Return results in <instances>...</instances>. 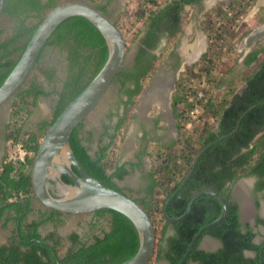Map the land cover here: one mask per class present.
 I'll list each match as a JSON object with an SVG mask.
<instances>
[{"label": "trees", "instance_id": "trees-1", "mask_svg": "<svg viewBox=\"0 0 264 264\" xmlns=\"http://www.w3.org/2000/svg\"><path fill=\"white\" fill-rule=\"evenodd\" d=\"M85 1L95 3L98 0ZM109 2L110 0L99 2L95 8L108 17ZM200 2L201 0H140L135 5L133 17H142L144 21L134 36L133 42L137 41L138 45L132 68H122L112 82L118 87L123 109L121 114H109V121L117 118L113 125L103 126L102 138L107 137L108 142L102 144L100 140L96 153L91 156L83 144V123L73 130L69 138L76 160L92 178L105 187L122 192L117 182L124 178L127 170L125 165H120L119 153L130 123L136 117L134 106L155 71L158 60L155 52L162 49V39H177L185 7H196ZM255 2L256 0H228L232 17L227 20L224 19L219 3L212 9V12L222 17V24L216 32L215 44L200 56L198 65L203 64L208 81L213 84L214 89L224 87L219 105H214L209 99L204 106V115L214 117L215 125L209 126L206 121L196 127L194 140L183 141L180 154L177 150L179 139L175 138L169 145H156L150 151L147 149L135 156L136 159L146 156L153 160L148 176V193L154 197L163 193V209L167 199L191 168L196 154L206 145L230 133L237 125L240 115L254 106L241 119L236 132L202 153L190 178L167 206L168 216L177 218L184 213L192 196L202 190L215 191L227 202L223 220L200 235L184 264H259L260 259L261 264H264V240L259 244L253 242L255 233L252 227L248 223H241L238 205L230 199L233 185L241 178L256 177L255 191H264V48L260 42L242 60L244 67L252 66L250 72L241 74L232 82L227 80L238 60L236 46L252 30V27L237 20L241 14L246 15ZM57 4V0H4L0 16L7 17L15 25L11 35L0 39V86L15 67L46 13ZM147 4L153 5L154 10L146 12L142 7ZM203 18L201 27L207 33L212 27L211 16L205 13ZM258 18L257 24H261L264 15L259 13ZM2 33L0 30V36ZM46 49L59 50L66 60L65 77L56 93L51 119L38 122L35 132L23 131V125L37 108L39 98L46 95L42 87L32 82L26 83L13 97L9 123L6 125V141L20 143L26 152H32L34 156L48 128L97 75L108 55L104 38L83 17H71L62 22L47 40L38 58L36 70L52 83L56 80L55 71L40 67ZM128 50L130 49L126 47V53ZM190 70L191 67H186L187 72ZM216 71L221 76L216 77ZM241 87L242 90H239ZM182 102V92L176 85L171 96V111L175 121L184 112L179 106ZM178 160L181 161L180 165ZM32 163L33 158L26 157L24 164L17 168L15 177L10 176L14 169L5 163V157L0 165V223L3 229L14 223L8 242L0 246V264H120L136 253L138 236L135 228L126 217L112 210L96 212V221L108 219V227L101 230L100 236L92 237L93 242L87 245L79 244L77 236L72 235L70 240L77 245L64 257H59L58 251L54 255L47 246L38 242L37 228L58 213L54 211L45 219L25 224L26 216L32 211L31 200L35 199L30 178ZM128 165L130 168L138 167L135 163ZM179 169L184 174L177 176ZM62 180L70 183L65 176H62ZM140 205L151 216L156 202L153 199L150 207ZM255 206L258 208V204ZM221 210V203L216 198L208 195L198 197L181 221L174 224L165 222L158 239L155 233L156 250L151 260L154 259L155 264H177L193 235L204 225L216 220ZM97 223L93 222L91 228L95 229ZM259 224L264 226V219L257 216L256 225ZM168 225L173 229L172 236L166 235ZM15 227L19 229L20 237L17 236ZM205 235L217 239L221 247L216 251L198 249L199 242ZM246 251L252 252L253 256H245Z\"/></svg>", "mask_w": 264, "mask_h": 264}, {"label": "water", "instance_id": "water-1", "mask_svg": "<svg viewBox=\"0 0 264 264\" xmlns=\"http://www.w3.org/2000/svg\"><path fill=\"white\" fill-rule=\"evenodd\" d=\"M4 0H0V13ZM71 17H83L88 20L104 38L107 59L87 85L60 113L55 122L44 134L30 170L32 190L35 199L46 209L64 214H88L99 210H112L126 217L136 230L138 249L128 260L120 264H148L155 250V233L152 222L145 209L123 192L107 188L92 178L76 160L69 138L73 130L96 108L105 96L117 73L124 67L126 42L124 36L113 20L95 7L81 0H64L49 10L29 39L15 67L0 86V108L12 100L24 86L37 65L38 58L50 36L56 28ZM254 106L240 115L235 128L228 134L203 147L195 156L191 168L185 174L180 185L167 199L162 215L169 224L181 221L190 211L192 203L202 195L216 198L222 206L220 216L213 222L201 227L192 237L183 257L177 264H184L193 250L200 235L220 223L227 211V202L219 193L202 190L195 193L188 202L184 213L171 218L167 206L190 178L200 156L211 145L237 131L241 119ZM62 176L69 179L65 183ZM50 181L55 182L56 195L49 191ZM22 204V203H21ZM26 211V209H25ZM18 237L19 229H15ZM53 254L55 255L54 251ZM248 255V254H246ZM261 259L259 264H261Z\"/></svg>", "mask_w": 264, "mask_h": 264}, {"label": "rangeland", "instance_id": "rangeland-1", "mask_svg": "<svg viewBox=\"0 0 264 264\" xmlns=\"http://www.w3.org/2000/svg\"><path fill=\"white\" fill-rule=\"evenodd\" d=\"M63 1L64 0H57L58 4H60ZM81 1H84L90 4L91 6L95 7L97 4H99L100 1H103V0H98L95 3H92L90 1H85V0H81ZM138 1L140 0H125V2H122L121 4H116L118 6L116 7L117 8L116 12L107 10L108 18L112 19L115 23H117V26H118V21L120 20V18H126V17L134 18L132 13ZM218 3L221 5L228 4V0H201V2L199 3V6L197 7H185L184 14L182 17L181 29H180L181 35H179L175 41L174 40L169 41V43L162 46V49L160 50L161 52L157 53L158 54V61L156 63L157 67L159 66L160 68L165 67L164 66L165 63L169 61L167 58H169L168 55L170 53H175V55L177 52L180 53L179 58L183 60L181 68L183 65L191 64L196 60L195 58L191 57L189 60H187L188 61L187 62L185 59V55L189 54L188 51L193 49V45H191L190 40L187 41L188 34L191 33V29H193L194 27H197V28L199 27L198 26L199 22L204 20L203 15L206 13L205 11H207V9L211 8L212 6L217 5ZM258 6H262L261 10L263 11L264 10V0L263 1L256 0L252 9L244 17L243 23H246L249 27H252V30H251V33L246 38H244L238 45L239 57H238L237 62L233 66V70L231 74L228 75L227 77L228 82H232L236 80L239 76H241V74L250 72V70L252 69V66L248 68L244 67L243 62L241 61V58H243L245 56L244 54L247 53L253 47L254 42H260L262 47L264 48V21L261 24H257V20L259 19L258 18L259 13L264 15V11L259 12L258 14L255 15ZM14 25L15 23L13 21H10L7 17L0 16V30L3 31L2 35L0 36V39H5L7 36L11 35L13 32L12 29ZM139 27H141V25ZM137 30H139V28H137ZM134 36L131 37L132 39L126 40V43H127L126 47H128V49L130 50H128V52L126 53L125 64L123 68H128L131 65L133 53L137 47V41L133 42ZM203 44L205 45V43ZM40 67L45 70H54L56 80L52 83L51 82L49 83L36 70V68L31 73L26 83L29 84V83L35 82L38 86L42 87L46 91V95L44 97L39 98L37 108L33 112L32 116H30L24 123L23 131L25 133L35 132L36 124L38 122L43 121V120L49 121L51 119L53 107H54V104L57 98L56 93L61 88L62 81L64 80V77H65V72H66L65 56L57 49H46L43 54V58L40 61ZM173 72L174 73H169V74H175L177 76L178 71L176 70ZM241 89L242 87L239 88V90ZM11 102L12 100L8 101L6 104H4L0 108V164L3 158L8 154V151L11 150V147L9 146V144L6 142V139H5L6 125L9 123V113H10ZM119 103H120V97L118 95V87L114 83L110 85V87L108 88L101 102L84 120L83 128H82L83 144L88 149V152L90 153V155L92 156L94 155L95 151L97 150L100 144L99 142L100 140L102 144H105L108 142L107 137L104 136L102 138V133L104 131L103 126L104 125L111 126L115 123V118L109 121L108 116L109 114L116 112V110L118 109ZM134 126H135L134 123L130 124L129 131H128L129 135L131 133H134L132 132ZM172 138L174 139L173 135H171V138H169L171 140H168L167 138L165 145L171 144L173 141ZM153 147L154 146H151L150 148H148V151H150ZM121 149L119 153L120 156H122V152H123ZM125 149L126 148H124L123 150ZM127 150L129 151L128 147H127ZM250 181L251 180L245 182L244 183L245 185L244 184L242 185V190H238V194L242 195L244 193L245 187L247 189L250 187ZM118 185L120 189L130 187V185L127 186L126 184H124L123 181H121ZM35 207H39V206L36 205ZM251 208H252V205H251ZM34 216H35V212L33 211L30 214L29 219H32ZM81 220L83 221L84 219L81 217L77 218V226L75 227V225L73 224L72 230H75L78 233H81L83 231L84 226L81 225L83 223H80V225L78 224V222H81ZM1 224L2 223H0V245H3L8 242V239L11 236V225L9 224L7 228L3 229ZM67 228L69 230L64 229L61 231L63 233H65V230L70 231V228L69 227ZM41 233L44 234L45 231L41 229ZM256 240L257 242H260V237H257ZM212 246L206 247L205 244L201 245L202 248L204 249L207 248L209 250L211 248L215 249L217 247V244L216 243L213 244L212 242ZM63 248L64 247H61L59 249V253L62 254ZM148 264H155L154 259L149 261ZM162 264H167V263L162 262Z\"/></svg>", "mask_w": 264, "mask_h": 264}, {"label": "flooded vegetation", "instance_id": "flooded-vegetation-1", "mask_svg": "<svg viewBox=\"0 0 264 264\" xmlns=\"http://www.w3.org/2000/svg\"><path fill=\"white\" fill-rule=\"evenodd\" d=\"M100 3H104V1H100ZM197 6H199V4H197L196 7ZM260 11H261V9L257 10L255 15L258 14ZM198 26H199L198 28L194 27L193 29H191V33L188 34V38H187V41L190 40L191 45H194L196 42H198L199 46H201V47H199V49H201V50L198 51V54L195 56L193 55L194 56L193 58H195V59H197V57L200 55V53L202 52V50L204 48L201 41L203 43L206 42V32H204L202 30L201 22H199ZM179 35H181V30L179 32ZM198 38H200V39H198ZM167 43H169V40L162 39V41L160 43V48L163 45H166ZM256 43L257 42H254V45ZM191 45H189V46H191ZM136 51H137V47L133 53V58H132L130 67L126 68L127 70L131 69L133 66ZM158 52H160V51L155 52L157 57H158V54H157ZM188 53L190 54L191 50L188 51ZM179 54H180L179 52H177L176 55H175V53H170L168 55L169 58H167L169 61H167L165 63L164 68H162V67L160 68V66L157 67V64H155V71L150 76V79L147 81L146 88H145L144 92L139 97L138 101L136 102V104L134 106L133 112L135 113L136 117L131 121V123H134V125H135L133 127V131H132L134 133H131L129 135V132H127V134L124 138V141H125V139H128L127 142L131 141L129 146H128V149L132 151V155L134 158L136 155H139L140 152H146L147 149L150 148L151 146H156V145H164L165 146L167 138H168V140H171V139H169V138H171V135H173V137H175L176 121L174 120L173 113L171 111V96H172V91L175 88L176 75L175 74H169V73H174L173 71H176V70L179 71V69L181 68L183 60L181 58H179V56H180ZM185 59H186V61L189 60L186 58V55H185ZM159 69H161L163 74H165L164 77L162 76V78H163L162 80L164 81V85H165L164 87L165 88H163L164 89L163 93H161L157 97L155 96L152 99H148V101L150 100L148 102L147 100H145L146 98L144 99V97H145V94L148 92L149 88L151 86H153V83L156 80V77L158 75L157 73H159L158 72ZM171 82H173V84ZM161 87H163V86H161ZM121 98L123 101L125 100L124 97H121ZM122 109H123L122 104L119 103L118 109L116 110L115 113H112V114H121ZM116 119L117 118H115V121H116ZM128 131H129V129H128ZM144 157H146V156H144ZM249 180H251L250 181V187L248 189L245 187L244 193L242 195L238 194V190H242V185ZM256 181H257V178L254 176L239 179L233 185V187L231 189L230 199L232 202H234L238 205L241 223H243V224L248 223L249 226L252 227V231L255 233V237L253 239V242L255 244H259L264 240V226H262L260 224L256 225V217L258 216L259 218L264 219V191H259V192L255 191L254 188H255ZM49 184H50L49 185L50 186L49 187L50 193L53 195H56L55 182L50 181ZM239 185H241V186H239ZM249 189H250V191H249ZM247 200H248L250 205L248 204ZM244 202L246 203V205H248V212L243 207ZM256 204H258V208L255 206ZM36 205H38L39 207H35ZM251 205H252V208H251ZM30 207L32 210L30 212V214L34 211L35 216L32 219H29L30 214H28L25 218V224H31L32 221H40L42 219H45L48 216H50L51 212H54L53 210L46 209L36 199L31 200V206ZM96 212L97 211L92 212V213H88V214H79V215L64 214V213L57 212L58 214H55L51 220L42 223L37 228V233L39 234L38 242L47 246L52 252L54 251V253L56 251H58L59 257L66 256L69 253V251L72 250V248H74L75 245H77L75 241L70 240V237L72 235L77 236L76 241L79 244H81V243H86L87 245L91 244L93 242L92 237L100 236L101 230H106L108 227V219L105 218V219H100L99 221H96V219H97ZM78 217H81L84 219L83 221L81 220V222H78L79 225H80V223L84 224V225L81 224L82 226H84L83 231L81 233H78L75 230H72L73 224L75 225V227L77 226V218ZM93 222L94 223L98 222L95 229L91 228ZM10 225H11V231H12V229L14 227V223H11ZM67 227L70 228V231H66V230H69ZM16 228L17 227H15V229ZM41 229H43V231H45L44 234L41 233ZM64 229H66L65 233H63L61 231ZM257 237H260V242H257V240H256ZM209 239L218 241L217 239H214L208 235H205L200 240L199 245H198V249L204 250V251H216L221 247V244L218 241L220 245L218 248H216L214 250L212 248L209 250L207 248H205V249L202 248L201 247L202 244H205L206 247L212 246V242H210ZM61 247H64L62 254L59 253V249ZM246 254H248V255H246ZM244 255L245 256H253V253L246 251L244 253ZM189 264H196V263L190 262Z\"/></svg>", "mask_w": 264, "mask_h": 264}, {"label": "built area", "instance_id": "built-area-1", "mask_svg": "<svg viewBox=\"0 0 264 264\" xmlns=\"http://www.w3.org/2000/svg\"><path fill=\"white\" fill-rule=\"evenodd\" d=\"M213 7L214 6L205 11L211 16L212 27L206 33V42L202 52L193 63L183 66L176 76L175 88L173 89V92L176 89V85H178V88L179 90H181L184 99V102L179 105L184 109V112L182 114V117H180L176 121L177 128L174 137L179 139V143L177 144L178 154L182 152L183 141L194 140V131L196 127L203 125V123L206 121L209 126L215 125L216 122L214 117L204 115V106L208 103L209 99L212 100L214 105H219L221 103V95L224 87L214 89L213 84L208 81L207 71L203 69V64L198 65L200 56L204 54L210 46H213L215 44L216 32L219 30L222 24V17L217 16L214 12H212ZM142 8L146 12H151L154 10L153 5L151 4L144 5ZM219 8L224 14L225 20L232 17V10L229 8L228 4H220ZM244 17L245 15L241 14L237 21L241 20L243 22ZM143 21L144 18L142 17L120 18V20L118 21V27L124 36L125 42L126 40L132 39L131 37L137 33V28H140V25L142 26ZM115 24L117 25V23ZM238 45L236 46L237 53ZM244 55H246V53ZM243 58H241V61L243 60ZM186 67H191V70L187 72ZM214 75L216 77L221 76V73L219 71H216L214 72ZM26 155H28L29 157L32 156L31 153H26L20 147V145L11 144V150L8 151V156L5 161V163L11 165L14 169L10 176L15 177L18 171L17 168L21 166L20 163L24 162V157ZM177 163L180 165L181 161L178 160ZM183 174L184 172L179 169L177 176ZM163 198V193H159L154 197L156 205L152 209L151 216H149L153 225L154 233H156L157 238L160 237L162 227L166 222L162 215Z\"/></svg>", "mask_w": 264, "mask_h": 264}, {"label": "crops", "instance_id": "crops-1", "mask_svg": "<svg viewBox=\"0 0 264 264\" xmlns=\"http://www.w3.org/2000/svg\"><path fill=\"white\" fill-rule=\"evenodd\" d=\"M103 1H105V0H103ZM122 2H125V0H110V2L108 4V7H107V10L116 12V10H117L116 7H118L116 4H121ZM261 7L262 6H258L257 10L261 9ZM198 39H200V38H198ZM201 43L204 46L202 41H201ZM194 52L195 51L193 49H191V53L187 54L186 58L190 59L191 57H193V55L196 54ZM161 72H162V70H161ZM161 74H162L163 77L165 76V74H163V72ZM162 76H160L159 78H161ZM158 81L161 83V81L159 79H158ZM159 85H161V84H159ZM154 92H157V91L154 90ZM154 95H155V93L151 94L150 95L151 97L149 96V99L154 98L155 97ZM145 98L146 97H144V99ZM127 140L128 139H125V141L123 142V144L121 146L122 147L121 150L124 153L122 152V156H120L121 157L120 158V165L121 164L125 165V169L127 170V174L124 176V178L121 181H123L124 184H126L127 186L130 185V187L123 188V189L121 188L122 192L124 194H126L128 197H130L133 200H135L139 205L142 204L144 207H150L152 202H153L154 196L150 195L148 193V190H149V187H150L149 186L150 183H149L148 176H149V171H150V168H151L153 160L149 159V157H144V158L140 157L139 159L134 158L133 155H132V151L131 150H129V151L127 150V147L129 146V144L131 142V141L127 142ZM124 148H126V149L123 150ZM96 151H95V153H96ZM128 163H135L138 167L130 168ZM121 181H118L117 184H119ZM166 235L167 236H172L173 235V229H172L171 225L167 226ZM209 241L213 242V244L216 243L217 244L216 248H218L219 245H220L219 242L216 241V240L209 239Z\"/></svg>", "mask_w": 264, "mask_h": 264}, {"label": "bare ground", "instance_id": "bare-ground-1", "mask_svg": "<svg viewBox=\"0 0 264 264\" xmlns=\"http://www.w3.org/2000/svg\"><path fill=\"white\" fill-rule=\"evenodd\" d=\"M199 47H201V46H199V43L198 42H196L194 45H193V50L195 51L194 53H196V54H194V55H197L198 54V51H200L201 49H199ZM194 57V56H193ZM159 73H157L158 75H157V77H156V80L154 81V83H153V86H151L150 88H149V90H148V92L145 94V97H146V99L145 100H147L148 101V99H149V96L151 95V94H153V93H155V95L154 96H158V95H160L161 93H163V91H164V89L163 88H165L164 86V81L162 80L163 78L161 77V78H159L160 76H162V72H161V69H159V71H158ZM158 79L161 81V83L158 81ZM172 84H173V82H171ZM159 84H161V85H159ZM161 86H163V87H161ZM154 89L157 91V92H154ZM151 97V96H150ZM142 108V107H141ZM239 186H241V185H239ZM238 186V187H239ZM237 187V188H238ZM243 207H244V209L248 212V205H246V203L244 202V205H243Z\"/></svg>", "mask_w": 264, "mask_h": 264}, {"label": "clouds", "instance_id": "clouds-1", "mask_svg": "<svg viewBox=\"0 0 264 264\" xmlns=\"http://www.w3.org/2000/svg\"><path fill=\"white\" fill-rule=\"evenodd\" d=\"M187 7H189V6H187ZM197 58H198V57H197ZM183 66H185V65H183ZM183 66H182V67H183ZM180 69H181V68H180ZM180 69H179V70H180ZM178 72H179V71H178ZM178 72H177V73H178ZM172 93H173V91H172ZM41 140H42V139H41ZM41 140H40V142H41ZM7 143L9 144L10 147H11V144H18V145H20V147H21V144H20V143H14V142H12V141H8ZM21 148H22V147H21ZM22 149H23V148H22ZM23 150H24V149H23ZM24 151H25V150H24ZM25 152H26V151H25ZM26 153H31L32 156L29 157L28 155H26V156L24 157V162H25V158H26V157H27V158H33V159H34L35 156L33 155L32 152H26ZM7 156H8V154L5 156V161H6ZM24 162H23V163H20V165H21V164H24ZM0 165H1V164H0ZM30 170H31V168H30Z\"/></svg>", "mask_w": 264, "mask_h": 264}]
</instances>
